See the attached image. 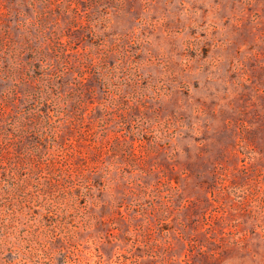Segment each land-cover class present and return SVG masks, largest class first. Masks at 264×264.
Here are the masks:
<instances>
[{"label": "rangeland", "instance_id": "1", "mask_svg": "<svg viewBox=\"0 0 264 264\" xmlns=\"http://www.w3.org/2000/svg\"><path fill=\"white\" fill-rule=\"evenodd\" d=\"M0 264H264V0H0Z\"/></svg>", "mask_w": 264, "mask_h": 264}]
</instances>
